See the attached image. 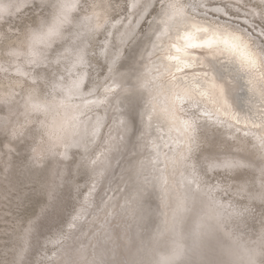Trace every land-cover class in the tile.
<instances>
[{
	"label": "rangeland",
	"instance_id": "obj_1",
	"mask_svg": "<svg viewBox=\"0 0 264 264\" xmlns=\"http://www.w3.org/2000/svg\"><path fill=\"white\" fill-rule=\"evenodd\" d=\"M189 1L174 3V7L183 8V3ZM205 2L201 10L208 20L240 31L252 50L264 57V0ZM168 6L169 0H0V264H52L80 212L93 199L89 196L93 195L92 189L101 193L96 189L99 176L90 170L87 160L98 155L104 139L93 147L97 136L90 138L88 125L101 133V117L103 120L106 113L99 108L105 107L120 82L140 79L141 75L132 78L129 74L133 71L131 65L156 23L165 17ZM214 6H224L227 14L213 10ZM245 17L253 25L244 21ZM152 20L153 27L144 34ZM159 41L154 51L161 46ZM120 53L125 59L116 71L109 62ZM79 55L84 64L73 67ZM260 60L259 68L264 72V59ZM200 61L197 58L189 62L187 73L192 75L191 81L199 79L206 87L209 72L202 66L195 67ZM173 77L179 78L175 73ZM147 81V85H153L150 78ZM75 82L79 83V93L75 89L69 92ZM154 84L161 87V82ZM85 97L94 101L79 109ZM63 102L70 103L65 106L68 111ZM185 106L189 116L185 117L192 119V141L187 149L172 143L163 155L169 160L182 158L177 166L184 170L179 171L180 180L193 177L190 191L195 197L191 207L205 205L211 211V198L218 195L219 201L230 200L232 206L253 205L264 213V202L249 199L241 190L245 185L253 190L261 188L262 180L257 179L256 172L248 167L213 166V161L225 160L234 156L233 150L243 148L238 138L248 130L235 126L237 132L225 131L223 125L233 122L208 113L205 103L194 100ZM64 111L75 119L64 117L56 128V119ZM99 113L102 115L96 117ZM257 138L262 137L253 131L244 147H255ZM227 142H237V146L230 147ZM158 164L162 165V160ZM98 197L94 201L98 202ZM251 224L248 231L255 233L258 221Z\"/></svg>",
	"mask_w": 264,
	"mask_h": 264
},
{
	"label": "bare ground",
	"instance_id": "obj_2",
	"mask_svg": "<svg viewBox=\"0 0 264 264\" xmlns=\"http://www.w3.org/2000/svg\"><path fill=\"white\" fill-rule=\"evenodd\" d=\"M182 1L169 0L165 17L156 23L143 47L139 46L140 55H136L129 74L132 78L141 75L140 79L133 81L129 77L127 80L132 82H120L105 107L99 108L106 113L103 120L101 117L102 132L88 125L90 138L97 136L93 147L104 139L98 155L87 160L90 170L99 176L96 183L101 186L96 189L101 193L94 192V185L93 195L89 194L93 199L88 196L90 204L88 200L89 205L80 212L52 264H264V213L253 205L232 206L230 200L219 201L218 195L211 198V211L205 205L191 207L195 197L190 191L193 177L180 180L182 169L177 166L182 158L175 156L169 160L163 155L172 143L187 149L192 141V119L185 117V103H205L208 113L233 122L223 125L225 131L237 132L235 126L248 130L243 138H238V145L243 148L233 150L234 156L225 160L213 161V166L248 167L256 172L257 179L262 180L261 188L253 190L245 185L239 189L249 199L264 202V72L259 68L264 57L252 50L240 31L208 20L201 10L202 5L206 7V0L197 4L190 0L176 9L174 3ZM224 9L214 6L213 10L226 15ZM243 20L253 25L250 18ZM173 21L175 24L171 25ZM152 27L153 20L143 33L147 34ZM158 40L161 46L154 51ZM123 57L121 53L113 56L110 67L117 71ZM197 58L201 61L195 67L202 66L209 72L206 87L199 79L191 81L192 75L187 73L188 64ZM76 61L73 67L85 60L79 55ZM174 73L178 79L171 78ZM148 78H156L153 85H147ZM160 82L161 87L167 88L154 84ZM74 84L69 92H77L79 83ZM93 101L83 98L79 109ZM67 116L64 111L56 119V128ZM253 131L262 138H257L255 147L245 148ZM233 146L237 142L230 147ZM158 160H162V165ZM159 166L165 169L160 170ZM97 195L99 203L94 201ZM253 221H258L255 233L248 231Z\"/></svg>",
	"mask_w": 264,
	"mask_h": 264
}]
</instances>
